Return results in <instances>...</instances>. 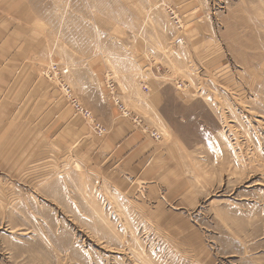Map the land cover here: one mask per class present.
Instances as JSON below:
<instances>
[{
  "label": "rangeland",
  "instance_id": "374dc122",
  "mask_svg": "<svg viewBox=\"0 0 264 264\" xmlns=\"http://www.w3.org/2000/svg\"><path fill=\"white\" fill-rule=\"evenodd\" d=\"M12 2L28 59L0 88V264H264V0ZM91 107L141 128L144 174Z\"/></svg>",
  "mask_w": 264,
  "mask_h": 264
},
{
  "label": "crops",
  "instance_id": "0c3cea01",
  "mask_svg": "<svg viewBox=\"0 0 264 264\" xmlns=\"http://www.w3.org/2000/svg\"><path fill=\"white\" fill-rule=\"evenodd\" d=\"M6 1L7 2H4L2 5L3 7L0 8V88H7V83L11 79V75L14 71V62L22 66L23 62H27L28 59V34L22 32L24 24H26L27 12L22 13V11H20L21 13L19 14L17 9L14 11L12 0ZM14 17L17 20H15L17 23L16 26H13ZM18 31H20L21 37L17 36L16 38L14 32ZM23 46L25 48L24 52ZM22 53L25 56V60H23ZM9 72L11 75H4ZM10 86H12L11 83L9 87ZM150 86L152 89V85ZM127 88L128 90L123 97L131 103V108L134 111L136 109L139 110V108L141 109V105H146V102L140 97V91L137 86L135 89V84H132V88L127 85ZM156 91L157 90H154V92L152 91L154 94L151 93L148 97L150 98L148 114L152 119H156L155 122L160 124L162 121L163 125H165L166 123L161 116L163 98L159 90L157 91L158 93ZM86 92L87 91H84V94ZM5 96L7 98L9 94ZM91 110L95 113V118L107 127L108 132L102 141L110 155L109 159H114L115 165L119 166L121 169L127 165L135 171L141 170L138 175L144 174L146 168L151 166L152 163V147L145 145L147 143L145 141L146 139L144 140L145 136L142 138L141 128L134 125L131 121L114 119V112L112 109L109 110L112 118L107 122L104 121L105 119L107 120L106 114L104 113L105 115H102L99 111L100 108L91 107ZM152 129L159 131L160 128L152 122Z\"/></svg>",
  "mask_w": 264,
  "mask_h": 264
},
{
  "label": "built area",
  "instance_id": "2783aa9c",
  "mask_svg": "<svg viewBox=\"0 0 264 264\" xmlns=\"http://www.w3.org/2000/svg\"><path fill=\"white\" fill-rule=\"evenodd\" d=\"M63 71H65V70H63ZM71 102H72V100H71ZM72 103H75V101H73ZM80 110V112L82 113L83 111H82V109H79ZM85 115V114H84Z\"/></svg>",
  "mask_w": 264,
  "mask_h": 264
},
{
  "label": "bare ground",
  "instance_id": "6f19581e",
  "mask_svg": "<svg viewBox=\"0 0 264 264\" xmlns=\"http://www.w3.org/2000/svg\"><path fill=\"white\" fill-rule=\"evenodd\" d=\"M50 69H51V68H50ZM50 69H49V70H50Z\"/></svg>",
  "mask_w": 264,
  "mask_h": 264
}]
</instances>
